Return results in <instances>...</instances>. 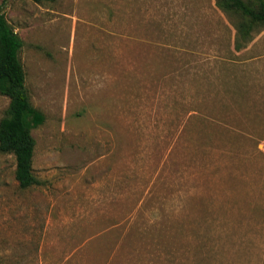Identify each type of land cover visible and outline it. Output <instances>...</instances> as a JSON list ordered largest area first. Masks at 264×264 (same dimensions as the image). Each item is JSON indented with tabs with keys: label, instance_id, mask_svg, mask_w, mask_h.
I'll return each instance as SVG.
<instances>
[{
	"label": "rangeland",
	"instance_id": "rangeland-1",
	"mask_svg": "<svg viewBox=\"0 0 264 264\" xmlns=\"http://www.w3.org/2000/svg\"><path fill=\"white\" fill-rule=\"evenodd\" d=\"M0 8L46 118L38 185L0 152V264H264L263 28L216 0Z\"/></svg>",
	"mask_w": 264,
	"mask_h": 264
},
{
	"label": "trees",
	"instance_id": "trees-1",
	"mask_svg": "<svg viewBox=\"0 0 264 264\" xmlns=\"http://www.w3.org/2000/svg\"><path fill=\"white\" fill-rule=\"evenodd\" d=\"M216 2L221 10L239 18L237 30L240 41L247 42L256 30L264 29V0ZM23 46L24 41L0 8V94L10 100L7 115L0 121V152L15 156L16 180L22 188H29L39 184L33 173L36 142L32 131L41 126L46 118L31 103L26 73L19 57Z\"/></svg>",
	"mask_w": 264,
	"mask_h": 264
}]
</instances>
